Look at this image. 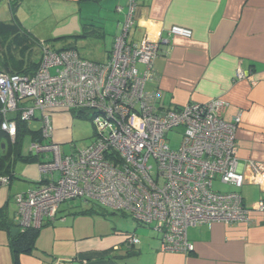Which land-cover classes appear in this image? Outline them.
<instances>
[{
  "label": "built area",
  "instance_id": "obj_1",
  "mask_svg": "<svg viewBox=\"0 0 264 264\" xmlns=\"http://www.w3.org/2000/svg\"><path fill=\"white\" fill-rule=\"evenodd\" d=\"M129 2L107 60L96 62L75 49L52 51L42 44L33 74L0 70L2 131L14 141L18 116L27 124H41V141L30 149L43 158L39 182L14 197L19 229H41L57 219L64 204L80 200L130 216L159 236L160 252L188 255L194 251L189 228L248 224L252 211L264 213L263 200L248 208L240 192L247 184L264 183V162H249L246 172L240 170L242 115L225 121V100L172 109L160 105L163 93L150 85L158 78L161 46L170 42L148 37L134 42L135 2ZM167 33L193 37L191 30L178 26ZM251 78L240 69L235 73L237 81ZM72 112L90 118L95 140L68 155L54 141L53 117ZM177 129L183 130L181 143L172 150L167 136ZM216 180L234 190L215 191ZM1 185L10 180L0 177ZM128 240L132 246L140 244L134 235Z\"/></svg>",
  "mask_w": 264,
  "mask_h": 264
},
{
  "label": "crops",
  "instance_id": "obj_2",
  "mask_svg": "<svg viewBox=\"0 0 264 264\" xmlns=\"http://www.w3.org/2000/svg\"><path fill=\"white\" fill-rule=\"evenodd\" d=\"M12 1L17 4L15 18L38 41L54 34L83 31L86 26L90 31L99 28L98 45L103 55L98 62L107 60L130 6L129 0H0V22L13 20ZM134 2L131 39L136 43L147 37L170 42L161 46L155 65L158 78L150 85L162 91L160 105L172 109L225 100L229 104L225 121L242 115L237 132L238 157L243 165L240 170L246 172L244 165L249 162H264V0ZM175 26L191 30L193 37H169L167 31ZM36 61L40 63L41 52ZM238 69L250 74L251 80L237 81ZM73 119L70 113L53 117L54 141L62 147L68 143ZM40 127L38 121L26 125L21 155L27 156L22 151L26 139L31 143L40 140ZM6 138L15 141L8 135ZM19 162L30 163L18 159L16 178L10 185L0 186V212L8 224V229H0V264H14L10 246L15 237L11 231L19 228L14 197L34 189L39 182L34 176L17 173ZM240 192L248 208L264 201V183L247 184ZM90 209L89 203L63 205L57 219L38 231L33 249L18 255L19 264H264L262 212L252 211L248 224L189 228L194 251L183 255L160 252L159 236L135 221L128 231L110 219L113 211L106 210L108 215L101 216L88 214ZM130 235L140 244L130 245Z\"/></svg>",
  "mask_w": 264,
  "mask_h": 264
},
{
  "label": "trees",
  "instance_id": "obj_3",
  "mask_svg": "<svg viewBox=\"0 0 264 264\" xmlns=\"http://www.w3.org/2000/svg\"><path fill=\"white\" fill-rule=\"evenodd\" d=\"M16 1H12L10 4V10L12 13V18L8 22H0V70L9 74H28L35 72L40 63L37 61H31L30 55L31 50L34 46H37L41 49L42 44H46L49 41H38L36 38L31 36V34L23 29L20 23L15 18L16 11ZM92 28V27H91ZM89 30V32H87ZM100 29L91 30L89 27H85V34L92 33L96 35L98 39V31ZM87 32V33H86ZM62 40V39H59ZM6 51V52H4ZM74 118H81L75 112H72ZM2 118L0 116V177H7L10 181L16 178L15 175V163L18 159L23 160L24 162H31L33 159H38V157L29 153L27 156L20 154L22 136L25 134V127L27 123L23 122L19 116L17 117V135L15 141H9V144L3 143L2 138L6 137V133L2 131L1 122ZM37 141H41L37 140ZM4 145V148H3ZM91 204V209L88 214L96 213L101 216L108 215L106 210L96 203L88 202ZM120 213L113 212L112 215H118ZM8 229V224L4 219V216L0 212V229ZM40 229H27L25 231H20L15 238L12 240L11 248L13 251V260L14 264H19L18 255L23 252H30L35 244L36 238L38 236V231Z\"/></svg>",
  "mask_w": 264,
  "mask_h": 264
},
{
  "label": "rangeland",
  "instance_id": "obj_4",
  "mask_svg": "<svg viewBox=\"0 0 264 264\" xmlns=\"http://www.w3.org/2000/svg\"><path fill=\"white\" fill-rule=\"evenodd\" d=\"M85 30L81 31H73V32H64L63 34H54L52 36H48L47 38H44L46 41L49 40L47 43L48 48H50L52 51H60L65 49H75L77 50L80 55L83 58L93 60L98 62L99 59H101L103 55V48L101 45H98V39L96 38V35L89 33L84 36ZM89 32V30H87ZM86 32V33H87ZM62 39V40H59ZM51 40V41H50ZM2 52V51H0ZM6 52V51H4ZM30 55L31 61H36L39 59L40 56V49H32ZM38 58V59H35ZM69 136H68V143L65 144L62 147V151L64 154L71 155L75 151L83 149L91 145L95 140V128L90 120V118H74L71 126H69ZM182 129L174 130L170 133H168L167 139L168 143L172 150H177L180 147L181 138H182ZM3 143L9 144V141L6 137L2 138ZM31 139H26L22 146V151L25 155H28L30 153L31 149ZM43 161L42 157H39L37 161L30 162V163H22L19 162L16 166L17 173H25L28 174L29 177H36L37 181L40 179L39 175V162ZM28 181V180H27ZM14 183L18 184L19 182L14 181ZM22 184L28 183L23 181ZM214 189L215 191L219 192H228L234 190L233 188L223 185L219 182V180H216L214 182ZM241 191V190H240ZM77 205V204H86L84 201H76V202H69L64 205ZM110 212V211H109ZM112 212H110L111 214ZM19 219V218H18ZM110 219L114 222H119L120 224H123L128 228V231H130L131 226L133 225V220H131L129 217H121L118 215H112L110 216ZM19 222V220H18ZM136 223V222H135ZM137 224V223H136ZM126 230V228H124Z\"/></svg>",
  "mask_w": 264,
  "mask_h": 264
},
{
  "label": "water",
  "instance_id": "obj_5",
  "mask_svg": "<svg viewBox=\"0 0 264 264\" xmlns=\"http://www.w3.org/2000/svg\"><path fill=\"white\" fill-rule=\"evenodd\" d=\"M3 148H4V145H3ZM19 232H20L19 228L12 229L11 231L13 237H15Z\"/></svg>",
  "mask_w": 264,
  "mask_h": 264
}]
</instances>
